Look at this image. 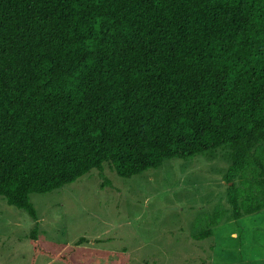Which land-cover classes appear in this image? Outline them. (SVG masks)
Masks as SVG:
<instances>
[{
	"label": "trees",
	"instance_id": "16d2710c",
	"mask_svg": "<svg viewBox=\"0 0 264 264\" xmlns=\"http://www.w3.org/2000/svg\"><path fill=\"white\" fill-rule=\"evenodd\" d=\"M223 146L224 181L250 180L234 216L264 209V0H0L8 206L35 221L31 194L104 164L130 179Z\"/></svg>",
	"mask_w": 264,
	"mask_h": 264
},
{
	"label": "rangeland",
	"instance_id": "374dc122",
	"mask_svg": "<svg viewBox=\"0 0 264 264\" xmlns=\"http://www.w3.org/2000/svg\"><path fill=\"white\" fill-rule=\"evenodd\" d=\"M230 154L223 146L164 160L130 179L104 164L60 189L31 194L35 221L0 197V264H64L46 256L32 262L35 227L45 251L72 264H264V209L234 216L227 190L241 204L250 180L224 181Z\"/></svg>",
	"mask_w": 264,
	"mask_h": 264
}]
</instances>
